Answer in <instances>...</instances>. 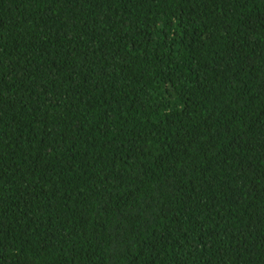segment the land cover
Here are the masks:
<instances>
[{"label":"trees","instance_id":"1","mask_svg":"<svg viewBox=\"0 0 264 264\" xmlns=\"http://www.w3.org/2000/svg\"><path fill=\"white\" fill-rule=\"evenodd\" d=\"M0 264H264V0H0Z\"/></svg>","mask_w":264,"mask_h":264}]
</instances>
